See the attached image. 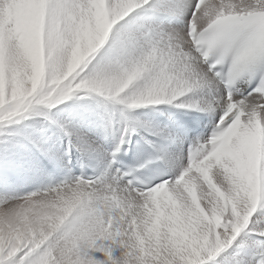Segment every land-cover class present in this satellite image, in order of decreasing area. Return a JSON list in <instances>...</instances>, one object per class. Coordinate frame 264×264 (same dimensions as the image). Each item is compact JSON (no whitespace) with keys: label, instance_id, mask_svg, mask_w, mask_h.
<instances>
[{"label":"snow or ice","instance_id":"obj_1","mask_svg":"<svg viewBox=\"0 0 264 264\" xmlns=\"http://www.w3.org/2000/svg\"><path fill=\"white\" fill-rule=\"evenodd\" d=\"M0 264H264V0H0Z\"/></svg>","mask_w":264,"mask_h":264}]
</instances>
